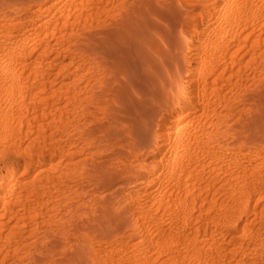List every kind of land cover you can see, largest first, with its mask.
Returning a JSON list of instances; mask_svg holds the SVG:
<instances>
[{
	"label": "rangeland",
	"instance_id": "rangeland-1",
	"mask_svg": "<svg viewBox=\"0 0 264 264\" xmlns=\"http://www.w3.org/2000/svg\"><path fill=\"white\" fill-rule=\"evenodd\" d=\"M120 1L132 6L124 17L136 20L139 47L163 44L173 66L182 60L168 70L182 78L170 86L177 98L170 91L166 126L155 125L156 105L154 125L140 123L153 130L142 139L122 114L120 131L104 118L107 90L103 106L90 101L110 69L76 40L112 25L107 11ZM130 1L69 0L48 27L37 23V2L0 6V165L10 166L0 185V264L264 261V150L253 148L264 143V0ZM127 167L135 181L114 180ZM256 176L262 189L242 195ZM238 205L230 231L223 216Z\"/></svg>",
	"mask_w": 264,
	"mask_h": 264
},
{
	"label": "bare ground",
	"instance_id": "bare-ground-1",
	"mask_svg": "<svg viewBox=\"0 0 264 264\" xmlns=\"http://www.w3.org/2000/svg\"><path fill=\"white\" fill-rule=\"evenodd\" d=\"M26 2H27V0H25ZM66 1H69V0H31V1H29L28 0V2H32V3H30L29 5H30V9H32V10H34L36 7H35V2H37V5H39V7L38 8H36L35 9V11H34V15L35 16H37V17H40V19H38L37 20V23H39V22H41V23H39L40 25L39 26H46V27H48V26H51V22L52 21H56L55 19H57V17H58V15H60V14H58L59 13V11H57V10H59V7L61 6V5H63L64 6V4H65V2ZM130 1V0H129ZM131 1H134V2H132L133 3V5L134 4H136L137 2L139 3V2H141L142 0H131ZM131 1H130V3H131ZM144 2H146V4H147V7H148V2L150 1H148V0H143ZM160 1V0H159ZM162 1V0H161ZM164 1V0H163ZM10 2H13V4H21V2L23 3L24 2V0H0V6H1V8L4 6L5 7V5H8V4H10ZM15 2V3H14ZM72 2V1H71ZM71 2L69 3V4H67V6L69 5L70 6V4H71ZM122 2V3H121ZM128 2V1H127ZM76 3V2H75ZM123 3H125L124 1H120L119 3H116V5H115V3H114V6L113 7H111L108 11H107V13L109 14V15H113L112 17V20L114 21L113 22V24L114 23H117L115 26H117V27H115L113 24V26L111 25V23L109 22V24H103L102 26V28H100V29H97L96 28V30L94 29L93 31H85V32H83V33H81V34H79V37H77L78 39H76V40H79L78 42L80 43L79 45H80V47H81V50L83 51V55L86 53V56L88 55V57L90 58V59H92V60H98L101 64L100 65H102L104 68V71L106 70V69H110V71H105L106 72V74L109 72V75H107L106 77H105V75L103 74V76L105 77H103L102 79L104 80V83L103 84H105L104 86L106 87V89H102V91H100V90H97V93H95L94 94V91H93V89H91V88H93L94 87V82L91 84V86H93V87H91V88H89V89H91V92H90V94L91 93H93V94H91V95H93V96H91V99L92 100H90L91 102H93V100H95V102L97 103V102H101L100 104L103 106V102H104V105H106L107 106V109L108 110H106V111H109V112H103L104 114H106V113H109V115L108 114H106V116L104 117V118H106V117H108L107 119H108V121H109V123L111 124V125H113V128H115L116 129V131H120V130H117V127H116V125H117V123H118V121H120V120H122V118L123 119H127L129 122H127V123H129L130 125H129V127L133 130V135L135 136V138H137L138 139V137L139 138H141L142 139V137L143 136H145V138H146V133H149L148 131H150L151 129H150V127L147 129V130H145V128H142L141 127V122H143V121H146V123H152V125H154L153 124V118H157V117H155V116H158V118L157 119H159V121L157 120V122H159V124L157 123V124H155V125H160V128L161 129H163L164 128V126H166V124H165V120L167 119L166 118V113L168 112V109H167V107H168V105L171 103V101L173 102V99L171 98V97H174L175 96V99L177 98L176 97V95H175V93L173 92L174 90L173 89H171L172 87H174V78H176V76L179 74H181V73H178L177 74V72H176V74H174V75H176V76H174L173 77V79H172V75H171V77L168 75L170 72H168V70L172 67H175V65L176 64H178L177 62H180V61H182V60H180V61H178L177 60V58H175L176 60H177V62H176V64L173 66V58H171L172 59V61H170V56L168 57L169 58V60H168V58H167V56H168V54H169V51H168V49L167 48H165V47H161V46H163V44H161V46H157L156 44V46H152L151 48H149V47H139L138 46V44H137V42H136V39H138L137 37H139L138 35L140 34L139 32H137V30H136V20L134 19V17L133 16H131L130 18H129V15H128V18L127 17H124V13H125V11L127 12V10H130L129 8H132V6H130L129 5V3H125V4H123ZM137 3V4H138ZM143 3V2H142ZM150 3V2H149ZM161 3V2H160ZM15 4V5H16ZM144 4V3H143ZM151 4V3H150ZM150 4H149V6H150ZM66 5V4H65ZM140 5V4H139ZM152 5V4H151ZM63 6H61V8L63 7ZM130 6V7H129ZM138 6V5H137ZM142 7H143V5H141ZM64 8V7H63ZM168 8V7H167ZM132 10V9H131ZM130 10V11H131ZM144 11V10H143ZM148 11V10H147ZM151 11V10H150ZM62 12V11H61ZM64 12H66V11H64ZM129 12V11H128ZM160 12V11H159ZM164 12V11H163ZM63 13V12H62ZM134 13V12H133ZM138 13H140V11L138 12ZM130 14V13H129ZM156 14V13H155ZM163 14H165V13H163ZM66 15V14H65ZM127 15H125V16H127ZM139 15V14H138ZM49 16H51V17H49ZM61 17H63L62 15H60ZM114 16H116V18H114ZM145 16V15H144ZM158 16V15H157ZM60 17V18H61ZM107 17V16H106ZM111 17V16H110ZM59 18V17H58ZM108 18V17H107ZM164 18V17H163ZM139 19V18H138ZM159 19V18H158ZM187 19V18H186ZM60 20V19H59ZM109 20H111V18H109ZM195 20H196V18H195ZM210 20V19H209ZM208 20V21H209ZM139 21V20H138ZM193 21H194V19H193ZM61 22V21H60ZM100 21H98V23H99ZM107 22V21H106ZM112 22V21H111ZM56 23V22H55ZM55 23H53V24H55ZM57 23H59V21L57 22ZM63 23H65V22H63ZM97 23V22H96ZM101 23V22H100ZM119 23V24H118ZM191 23V22H190ZM194 23V22H193ZM193 23L191 24V25H193ZM195 23H197V22H195ZM208 23H210V22H208ZM52 24V25H53ZM160 24V23H159ZM188 24V23H187ZM108 25H111V26H108ZM118 25H119V28H118ZM190 25V26H191ZM212 25V24H211ZM210 25V26H211ZM106 26V27H105ZM121 27V28H120ZM123 27H126V28H128V31L129 32H126L125 30H123ZM192 27V26H191ZM34 28H37V26L35 27L34 26ZM33 28V29H34ZM41 28V27H40ZM197 28H198V26H197ZM38 29V28H37ZM88 29V28H87ZM125 29V28H124ZM195 29V28H194ZM159 30V29H158ZM165 31V30H164ZM148 32V31H147ZM154 32H155V30H154ZM21 34H23V33H21ZM27 34V33H26ZM29 34V33H28ZM179 34H180V32H179ZM162 35H164V36H166V34L163 32V34ZM160 36V35H159ZM180 36V35H179ZM184 36H186L185 35V33L184 34H181V36L179 37V38H183ZM26 37V36H25ZM150 37V36H149ZM177 37H178V35H177ZM144 38H145V36H144ZM181 38V39H182ZM21 39H23V38H21ZM25 39H27V38H25ZM141 39V38H140ZM164 39V38H163ZM180 39V40H181ZM171 40H173V39H171ZM176 40H177V42H179V39L178 38H176ZM196 40V39H195ZM12 41V40H11ZM164 41V40H163ZM162 41V42H163ZM181 41H183V40H181ZM74 43L76 44V42L74 41ZM158 43V42H157ZM183 44V42L181 43V45ZM148 45V44H147ZM152 45V44H151ZM179 45H180V43H179ZM18 46H19V44H18ZM78 47V45L76 44L75 45V47ZM143 46V45H142ZM26 47V46H25ZM14 48V47H13ZM21 48H22V46H21ZM21 48L20 49H18V50H21ZM34 48L35 47H33V51H34ZM30 49V48H29ZM36 49V48H35ZM78 49H80L79 47L78 48H76V51L78 50ZM193 49H195V48H193ZM23 50V49H22ZM21 50V51H22ZM197 50V49H196ZM28 51V49L26 50V49H24L23 50V54H26V52ZM33 51H32V48H31V50H29V55L31 54V53H33ZM82 51H80V53L82 52ZM77 52H79V51H77ZM116 52H121V53H116ZM114 54V56H112V55H108V54ZM172 54H174L173 52H172ZM83 55H82V57H83ZM96 55H98V57H102V56H104V57H106V55H108L109 56V60H102V61H100L99 60V58L97 59L95 56ZM101 55V56H100ZM110 56H112L113 58L112 59H110ZM94 57V58H93ZM171 57H173V56H171ZM177 57H179L180 58V56H179V54L177 53ZM107 59H108V57H106ZM103 59V58H102ZM86 60V59H85ZM89 60V59H88ZM87 61V60H86ZM90 62H91V60H90ZM97 62V61H96ZM97 64V63H96ZM99 64V63H98ZM96 65V68H98L97 66H99V65ZM90 65V64H89ZM94 65H95V63H94ZM182 64H181V62H180V66H181ZM88 66V65H87ZM91 67V66H90ZM176 67H178V66H176ZM96 68H90L89 69V71H91V73H93V69H96ZM106 68V69H105ZM180 69V68H179ZM102 70V69H101ZM100 70V71H101ZM176 70H177V68H176ZM103 71V70H102ZM104 71H103V73H104ZM170 71V70H169ZM98 72V71H97ZM179 72H181L180 70H179ZM100 73V72H99ZM102 74V73H101ZM98 75V74H97ZM178 75V76H179ZM95 76H96V74H95ZM107 77H109L108 79H109V81L107 80ZM180 77V76H179ZM100 78H101V76H100ZM180 78H182V77H180ZM96 79V78H95ZM94 79V80H95ZM99 79V78H98ZM101 79V80H102ZM103 80H102V82H103ZM99 80H97V82H98ZM96 82V81H95ZM99 83H101L100 81H99ZM175 83H176V81H175ZM96 85V88H97V83H95ZM102 84V85H103ZM177 84V83H176ZM100 85V84H99ZM101 85V87H103ZM172 85V87L170 88V86ZM176 86V85H175ZM178 86V85H177ZM99 87V86H98ZM175 88H177V87H175ZM168 89H170V90H168ZM104 90H107L106 92H108V94L107 95H103L102 96V92H104ZM173 90V91H172ZM99 91V92H98ZM169 91V92H168ZM170 91H172L173 93H174V96H173V94L170 96L169 95V93H171ZM88 93H89V91H88ZM87 93V94H88ZM105 93H103V94H105ZM89 95V94H88ZM101 96H102V98L104 97V96H106V98H107V96H108V100H106V101H104L105 100V98H101ZM86 97V99H88L87 101H89V99H90V97L89 96H85ZM88 97V98H87ZM101 99L103 100V102L101 101ZM89 101V102H90ZM94 103V102H93ZM99 103H97V104H99ZM160 103V104H159ZM95 104V103H94ZM100 104H99V106H100ZM156 105H160L158 108H157V106ZM94 107H95V105H94ZM98 107V106H97ZM140 108L141 107V111H145L144 113L145 114H142L141 112V114L142 115H136L135 114V109L136 108ZM93 108V107H92ZM100 108V107H99ZM103 108V107H102ZM102 108H100V109H102ZM104 108H106V107H104ZM103 108V109H104ZM142 108H143V110H142ZM155 108H157L158 109V111H156V112H160L159 114L158 113H155ZM169 108V107H168ZM96 109V108H95ZM159 109H161L160 111H159ZM98 111V110H97ZM100 111V110H99ZM103 111H105V109L103 110ZM102 112V111H101ZM122 112V113H121ZM127 115V116H125L124 117V113ZM154 113L155 114H158V115H155L154 116ZM121 114L123 115V117L121 116ZM168 114V113H167ZM103 115V114H102ZM108 115V116H107ZM122 117V118H121ZM102 118V117H101ZM100 118V119H101ZM103 118V119H104ZM107 121V122H108ZM126 121V120H125ZM168 122H169V120H168ZM108 123V124H109ZM104 124L105 123H103L102 125L104 126ZM107 124V125H108ZM110 125V126H111ZM151 125V124H150ZM102 127V126H101ZM128 127V128H129ZM156 127V126H155ZM109 128V127H108ZM153 128V127H152ZM157 128V127H156ZM158 129V130H161V129ZM119 129V128H118ZM233 129V128H232ZM113 130V129H112ZM132 130H130V131H132ZM166 130V129H165ZM115 131V132H116ZM129 131V132H130ZM153 130H151V132H152ZM162 131H164V130H162ZM161 131V132H162ZM150 132V133H151ZM158 132H160V131H158ZM160 132V133H161ZM111 133V132H110ZM113 133H114V130H113ZM164 132H162V134H163ZM143 134H145V135H143ZM133 136V137H134ZM131 137V136H130ZM133 137H131V138H133ZM131 138H129L130 140H131ZM144 138V137H143ZM136 139V140H137ZM238 139V138H237ZM251 139V138H250ZM261 138H259V140H260ZM128 140V139H127ZM132 140H134V138L132 139ZM135 140V141H136ZM144 140V139H143ZM234 140H236V139H234ZM234 140H232V141H234ZM150 141V140H149ZM239 141V140H238ZM261 141V140H260ZM259 141V142H260ZM130 142V141H129ZM137 143L138 142H140V141H136ZM142 142V141H141ZM152 142V141H151ZM235 142V141H234ZM261 142H264L263 140L261 141ZM260 142V143H261ZM233 143V142H232ZM134 144H135V142H134ZM150 144V143H149ZM258 144V143H257ZM257 144H255V145H253L254 147V149H256L257 151H260V150H264V143H262V144H259V145H257ZM260 149V150H259ZM259 153H261V151L259 152ZM261 154H259V156H260ZM261 157V159H260V161L257 163V164H261V160H262V155L260 156ZM135 168H134V167ZM132 167L134 168V171L136 170V168H138V167H136L135 165H133ZM132 167L130 168V171H132ZM10 168V166H8L7 165V163L5 162V164L2 166V165H0V185L4 182V181H6L7 180V175H8V173H7V170ZM128 168V167H127ZM129 168H128V170L126 169V171H127V174L124 176V174H125V172L124 171H122L123 173H121L122 174V176H117V178H114V180L115 179H117V181H119V180H121V179H127V178H131V180L132 181H135V179H136V176H135V174H133V172H130L129 171ZM12 171V170H11ZM16 171V170H15ZM14 171V172H15ZM128 171H129V173H128ZM259 171V169H255L254 170V173L255 172H258ZM49 171H47L46 173H48ZM121 171H118L117 172V174L118 173H120ZM140 172V174H141V171H139L138 170V173ZM115 173V172H114ZM136 173H137V171H136ZM121 174H118V175H121ZM11 175H14V173L12 172L11 173ZM48 175V174H47ZM105 175V174H104ZM113 175V177H114V174H112ZM142 175V174H141ZM140 175V176H141ZM253 175V174H252ZM111 176V175H110ZM103 177H105V176H103ZM107 178V177H106ZM109 178H111V177H108V180H110ZM138 178V177H137ZM112 179V178H111ZM125 179V180H126ZM90 181H93V179H91ZM113 181V180H112ZM111 180L109 181V182H112ZM116 181V182H117ZM122 181V180H121ZM130 181V180H129ZM93 182H96L95 180L93 181ZM105 182L106 181H104V185H105ZM115 182V181H114ZM133 184H134V182H132ZM28 185H26V186H32L33 185V183H27ZM106 184H107V182H106ZM248 185L246 186V188H245V191H242L241 193H242V195L244 194V193H246V192H248V191H250V190H252L253 191V194H255V192L256 191H260L261 189H262V186H261V184H262V178L261 177H258V176H256V178L254 177V178H251L249 181H248V183H247ZM133 186V185H132ZM1 187V186H0ZM131 187V186H130ZM129 187V188H130ZM132 188V187H131ZM0 189H2V188H0ZM30 189H33V186L32 187H30ZM244 190V189H243ZM0 191H2V190H0ZM1 197V196H0ZM121 206H119V208L117 209V212H120V210H121V208H122V210H123V207H121ZM100 209V208H99ZM98 209V210H99ZM242 209V206L241 205H238V206H235V209H234V211L233 212H230V213H228V214H226V215H224L223 217H224V221H223V223L225 224V226H226V228L228 229V230H230V231H235V230H238V229H236V222H237V215H236V211H239V210H241ZM97 210V211H98ZM103 210H104V208H103ZM124 211V210H123ZM97 213V212H96ZM98 213H101L100 211H98ZM97 213V214H98ZM121 213H123V212H120V215H123V214H121ZM96 214V215H97ZM102 214V213H101ZM101 214L99 215V217L98 218H101V220L102 221H100V222H105L106 220H108V217H110L111 218V216H109V215H112L113 213H109L108 214V217H105V215H107V214H105V215H103V217L101 216ZM115 215V214H114ZM98 216V215H97ZM114 217V216H113ZM122 217H124V216H122ZM109 218V219H110ZM115 218V217H114ZM119 218V217H118ZM120 219H122L121 217H120ZM120 219H119V221H120ZM115 220V219H114ZM114 220H111V221H114ZM108 221H110V220H108ZM115 222H116V220H115ZM100 224V223H99ZM84 226V225H83ZM101 226V225H100ZM99 226V227H100ZM91 229H93V228H91ZM95 229V228H94ZM93 229V230H94ZM106 229V228H105ZM92 230V231H93ZM96 230V229H95ZM94 232H96V231H94ZM93 233V232H92ZM97 235H99V233L97 234ZM258 244H259V248L261 249V250H263L264 251V235L262 236V237H260L259 238V240H258ZM82 246V245H81ZM72 252V251H71ZM68 253V252H67ZM65 254L66 255V259H67V255L68 254ZM74 253V252H73ZM69 256V255H68ZM70 257V256H69ZM69 259V258H68ZM228 264H264V261H263V258L261 257V256H259L258 258H249L248 260H246V261H239V260H234V261H229L228 262Z\"/></svg>",
	"mask_w": 264,
	"mask_h": 264
}]
</instances>
